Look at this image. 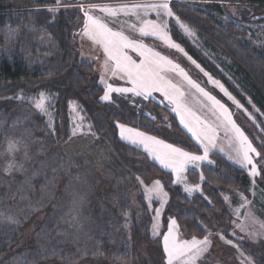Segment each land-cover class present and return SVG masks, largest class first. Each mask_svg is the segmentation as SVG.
<instances>
[{
  "label": "trees",
  "instance_id": "obj_1",
  "mask_svg": "<svg viewBox=\"0 0 264 264\" xmlns=\"http://www.w3.org/2000/svg\"><path fill=\"white\" fill-rule=\"evenodd\" d=\"M70 1L64 0L65 4ZM235 1L253 12L254 17L244 20L245 28L213 19L211 10L218 11L223 1H172L170 8L175 16L195 28L200 37L191 45L192 42L174 27H171V33L187 55L220 81L227 92L243 105L249 101L256 109L253 115L257 125L255 135L246 126L239 125L264 160V40L261 37L264 33V16L261 15L264 0ZM50 2L0 0V114L8 111L10 132L16 133L19 142L27 144L26 159L33 161L32 169L43 177L42 183L55 179L53 184L60 183L62 190L75 188L72 193L79 194L89 190L82 198L88 202L89 218L96 222L91 235L95 240L93 253L100 251L113 237L117 241L113 256L122 264H131L135 246L144 242L156 245L160 240V235L152 240L149 234L157 201H147L142 191L130 199L127 179L123 176L125 172L146 184L161 181L169 198L164 208L163 225L171 217L176 220L182 236L202 239L219 233L230 239L232 214L220 194L230 195L231 204H235L236 190L246 191L250 183L246 172L222 155L213 153L209 163L186 172L187 181L200 184L198 193L188 195L172 183L170 173L152 162L143 151L120 141L116 135V122L151 132L183 148L198 150L171 114L168 115L170 128H157L165 108L153 100L119 99L110 104L102 103V88L92 65L76 60V51L68 43L63 14L55 16L44 9L30 10V7ZM248 24H253L255 30ZM211 54L223 58L212 61ZM41 93L45 97L43 111L36 110L31 103ZM69 106L83 117L88 137L97 139L89 144L88 150L70 152L67 145L71 140ZM248 125L252 126V121ZM104 147L110 149L114 157L112 163ZM91 151L96 152V158L91 156ZM113 165L120 166L123 174L113 169ZM11 197H14L13 192L2 195L0 191V204L10 201ZM77 212L81 216L77 219L74 210L66 219V225H62L63 229L57 224H47L37 232L41 248L37 245L19 252L11 251L19 231L0 215V264H37L54 253V249L62 251L61 262L73 264L78 254L71 253L68 259L64 254L68 253L70 243L73 246L72 239L82 240L88 233V226L82 225L87 214L82 208ZM6 213L13 220L18 214L13 210L12 216ZM104 213L107 216H103ZM53 221L55 217H52ZM253 252L257 253V250ZM253 252L251 261L264 264V250L257 255Z\"/></svg>",
  "mask_w": 264,
  "mask_h": 264
},
{
  "label": "rangeland",
  "instance_id": "obj_2",
  "mask_svg": "<svg viewBox=\"0 0 264 264\" xmlns=\"http://www.w3.org/2000/svg\"><path fill=\"white\" fill-rule=\"evenodd\" d=\"M51 1L52 2L41 6L36 5L34 7H30V10L44 9L51 13V15L55 16L57 14V16L63 14L62 16L65 19L64 33L66 37L69 38L68 43L72 45L76 51V60L92 65L93 71L98 79V84L102 88L100 97L104 95L107 83H110L113 85V87L117 88L131 87V84L127 82L126 78L121 79L119 74L117 76H112L110 71L104 73L102 65L104 63L105 56L102 47L100 45L93 44L87 37L82 36L85 16L84 12L81 11V7L89 9L90 4H95L100 6L107 5L111 7L128 5L130 8L132 5L159 3L161 0H71L67 4H65L64 0H60L59 4H57V0ZM172 1L173 0H168L169 6ZM174 1H223L218 11L216 9L211 10L213 19L216 20L219 18L222 19L223 22H228L231 24L235 23L240 28L246 27L244 20L254 17L252 16L253 12L250 8L240 6L238 3L236 4L235 0ZM51 9H54L55 11H51ZM60 9L62 11H60ZM201 11L204 12L202 9ZM89 14L106 22L108 26L114 31H120L130 38L138 39L148 47H151L153 50L160 52L161 54L172 59L174 62L178 63L188 72L189 76L193 80L198 82L212 95L216 96V98L219 99L221 103L225 104V106L232 113L233 121L240 129L241 127L239 124H242L249 128V132L252 135H255L257 125L253 119V115L256 113V109L249 101L243 105L235 97H233L231 93L228 92L240 105H242V107L238 108L232 100H229L228 97L225 96L223 92H221L219 87L209 81L208 76L204 75L205 71H200V69L188 59V55H184L185 51L180 52L175 48H169L167 44L159 38L154 36L143 37L139 33L142 20H155L161 24L166 23L167 33L171 41L179 44L180 47L183 48L181 44L172 37L171 27H174V29L179 32L180 35H183L189 39L190 42H192L190 43L191 45H193L194 42H197L200 37L195 28L179 19L183 24L187 25V27L191 29L193 33H195V35L190 36L182 28H180L176 21L175 14L173 17H168L167 15H164L163 12H161L160 18L158 19L157 13L155 11H147V13H145V10L142 8L136 9L135 13H133L131 10H129L127 14H125V12H117L115 17L107 16L106 14L101 13L98 9H89ZM261 15L264 16V11L263 13L261 12ZM132 25H135V28H133ZM248 25L251 27L250 29L255 30V26L253 24ZM261 37L264 40V33L261 34ZM125 51L134 60L139 61L140 58L136 52L132 51L131 49H126ZM214 55L211 54L209 56V58L213 59L212 61H219L221 58H223L219 54ZM102 74H104V80L106 83L101 82ZM168 75L175 83L181 85L185 92L189 91L186 81H184L181 77L171 72L168 73ZM212 79L216 80L213 77ZM190 91L192 95L188 97V104L192 111L199 115L201 119H206L209 124L215 126V117H213L211 113L208 112L207 107L201 106L202 104L207 105L208 102L205 100V98L200 96L199 93H196L194 89H191ZM239 92H241V90ZM119 99H141L142 101L153 100L159 103L165 108V110H163L161 113L162 122L157 126V128L162 126L165 128H170L168 115L171 114L176 119L178 126L187 134V136L197 146L198 150L193 151L183 148L179 145L170 143L151 132L134 128L122 122H116V125L117 123L124 124L127 128H132L136 131H141L148 135L155 136L157 139H161L165 143L172 144L174 147L181 148L183 151L189 152L192 155H205L204 146L192 136V133L188 132V130L180 124L179 118L176 117V114L171 110L173 105H170L159 92H153L152 95L147 99H145L143 96H134L132 93L114 92L110 94V100L102 101L100 99V101L104 104H110L112 102L119 101ZM39 101L40 97L37 99L33 98L31 103L36 110L43 111L45 109V97L43 109L36 107V104ZM6 112H1L0 114V191L2 195H4V192H6L7 195L13 192L14 197H11L10 201H5L4 203L0 204V215L1 218L3 217V219L8 222L10 226H15V228L19 231V238L14 246L15 249L13 248L11 250L19 252L28 250V248H33L38 245V239L36 238L37 232L41 231L45 225L57 224L58 228L63 229L62 225H66V219L74 210L76 211V218L81 216L80 213L77 212V210L81 208L84 210L85 214H87L86 210L88 208V202H86V199L82 197L87 192H89V190H87L84 194H79L78 192L72 193V191H75V188L70 190H67L68 188L66 190H62L60 183L53 184V181H56L55 179H53V181L42 183L41 180L43 177L38 176V173L32 169L33 167L31 162L33 161L26 159L27 157L25 155V150H27V144H23V141L19 142L15 136L16 133L14 134L10 132L11 124L8 121L10 115H7L8 113ZM68 116L71 140L67 145L70 147V152L75 151L77 153L79 149L88 150L89 144L92 142L94 143L97 141V139L95 140V138L91 139L88 137L86 133L87 131L85 130L86 125L83 123L81 115L75 112L73 106H69ZM165 117H167V119H165ZM249 121H252V126L248 125ZM241 131L243 132L242 129ZM116 135L120 141H123L143 151L152 162L158 165L162 170L170 173L172 183L178 185L188 195L198 193L200 191V184L187 181L186 172L188 170H198L201 165L209 163L210 155L213 153L222 155L229 162L244 170L249 177L250 183L246 191L236 190L237 193L234 194L236 198L235 204H231L229 198L230 195L225 193L220 194V198L223 200L226 206H228L232 214L233 230L231 232V238H226L219 233L207 235L210 241L207 251L200 253L194 260L191 259L190 253L181 255L179 252H177L175 258L173 259V264H256L252 262L254 259L252 258V252L255 249L259 254L261 249L264 250V171H262L264 170V160H262L260 156L257 157L255 154H250L253 157V163L256 164L257 171L259 173L256 176H252L250 174L252 165L242 162L240 140L238 135L231 128V125L219 128L215 135L214 146L212 144L208 145L207 157L204 160L184 164L179 176L173 172L171 167L166 168L160 163V161L149 156L148 153L145 152L143 145L132 144L127 139H121L120 129L117 128V126ZM127 135L128 133H125V136ZM10 142L15 144L16 150L9 151ZM205 143H207V141H205ZM104 149V152L106 153L107 157L109 156L112 163L114 161V157L111 155L110 149L107 147H104ZM94 152L95 151H91V153H93L91 156L96 158V152ZM9 165H12V167L9 168ZM112 168L118 172H123V169L120 166L117 167L116 165H113ZM123 176L125 180L127 179L130 199L134 198L137 192L142 191L145 199L147 201H157L158 204L156 209L161 210L160 215L157 218L155 209L149 233L152 240L159 237V235L161 236L158 244L150 245L144 242L135 246L136 248L133 250V261L131 264H141L145 261L147 264H167V256L163 250V234L168 231V223L170 219H174L171 217L168 218L163 225L162 218L164 214V208L169 201L167 192L165 191L161 181L159 185V191H149L157 187L154 185V181L157 180H153L152 182L146 184L141 179L138 180L135 177H131L126 172L123 174ZM197 185L199 186L198 189L193 187ZM85 188L88 189L86 186ZM188 188H192L193 190H186ZM49 198H51L50 203H48ZM73 206H75L73 209L67 210ZM12 210L15 213L18 212L17 216H15V220H13L6 213L8 212L10 214ZM30 212H32L31 216H28L27 219L23 221L25 216ZM10 215L12 216V214ZM88 215L90 214H87V220H82V225H84V227L88 226L86 228V230L88 229V233L86 232V238H82V240H79V238H76L77 240L72 239L73 246H71L69 241L70 246L68 247V253L64 254V257L68 259L71 253L78 254L76 255L78 259L73 264H122L119 260H116V256H113V252L117 248V241L112 236L109 241H106V245H103V248L101 247L100 251L93 253L95 240L91 235L95 229L93 225L96 222L91 221V218H89L91 216ZM103 216H107V213H104ZM52 217H55V221L53 222ZM9 218H11V220ZM95 218L97 219L98 217L96 216ZM154 225L158 226L155 229V235L153 234ZM96 226L98 228V224ZM174 235L178 245L182 241H190L193 238L182 236L179 233L178 228H176ZM72 236L74 237L75 235ZM221 237H223V239ZM101 239L100 242H102ZM228 241H231L232 243H228ZM38 247L41 248L39 245ZM250 250L252 251L251 253ZM61 253L62 251H57L54 249V253L49 254V257L44 258L37 264H64L59 259ZM257 253L253 252L254 255H257Z\"/></svg>",
  "mask_w": 264,
  "mask_h": 264
},
{
  "label": "snow or ice",
  "instance_id": "obj_3",
  "mask_svg": "<svg viewBox=\"0 0 264 264\" xmlns=\"http://www.w3.org/2000/svg\"><path fill=\"white\" fill-rule=\"evenodd\" d=\"M59 3L60 0H57V4ZM139 8L144 9L145 13H147V11H155L158 19L160 18L161 12L168 17L174 16L168 0H161L159 3L136 4L132 5L130 8L128 5H121L119 7H111L107 5L100 6L95 4L89 5V9H98L101 13L112 17H115L117 12H125V14H127V12L131 10L135 13V10ZM89 9L81 7V11L84 12L85 16L82 36L87 37L93 44L102 47L105 56L102 65L104 73L110 71L112 76H117L119 74L121 79L126 78L127 82L131 84V87L117 88L113 87L112 84L107 83L104 95L101 96L100 99L102 101H108L110 100V94L114 92L132 93L134 96H143L147 99L153 92H159L170 105H173L171 110L176 114V117L179 118L180 124L187 129L188 132L192 133V136L204 146L205 155H192L189 152L183 151L181 148L174 147L172 144L157 139L155 136L136 131L132 128H127L124 124L117 123L116 126L120 129L121 139H127L132 144L143 145L145 152H147L149 156L160 161L164 167H171L173 172L179 176L184 164L204 160L207 157L208 145L212 144L214 146L215 135L219 128L231 125V128L235 131L240 140L242 162L252 165L250 173L252 176L259 174L256 164L253 163V157L250 154H255L259 157L261 156V153L257 152L256 148L253 147L252 143L233 121L232 113L224 103H221L216 96L212 95L198 82L193 80L188 72L178 63L160 52L153 50L138 39L130 38L129 36L124 35L123 32L114 31L106 22L90 15ZM51 11L55 10L51 9ZM176 21L180 28L188 33V35H195V33H193L187 25L183 24L178 17H176ZM132 27L135 28V25H132ZM139 33L143 37H157L164 41L169 48H175L180 52H184V49L181 48L179 44L171 41L167 33L166 23L161 24L155 20H142ZM126 49H131L136 52L140 58L139 61L134 60L129 56L125 51ZM184 55L187 56V53L184 52ZM188 59L195 64L200 71H204L203 68L192 59V57L188 56ZM170 72L178 75L186 81L189 87L188 92H185L181 85L175 83L173 79L169 77L168 73ZM204 75L208 76L209 81L219 87L221 92H223L229 100H232L238 108L242 107V105H240L227 92L220 81L213 80L207 72H204ZM101 82L106 83L104 80V74L101 75ZM191 89H194L196 93H199V95L205 98L208 102L207 105L202 104L201 106L207 107L208 112L215 117V126L209 124L206 119H201L199 115L192 111L188 104V97L192 95L190 91ZM43 106L44 94L41 93L40 101L36 104V107L43 109ZM81 119H83V117H81ZM165 119H167V117H165ZM125 133H128V135L125 136ZM205 141H207V143H205ZM14 150H16L15 144L10 142L9 151ZM11 167L12 165H9V168ZM154 185L157 187L149 191H159L160 181H154ZM193 187L198 189L199 186L197 185ZM186 190L192 191L193 189L188 188ZM160 211V209H156L157 218L160 215ZM9 219L11 220V218ZM157 227V225H154V235L156 234L155 229ZM176 228V220L170 219L168 223V231L163 234V250L167 256V264H173V259L177 252L181 255L190 253L191 259L194 260L200 253L207 251V247L210 244L208 236H205L203 239H197L194 236L190 241L185 240L178 245L174 235ZM221 238L223 239V237ZM228 243L232 242L228 241Z\"/></svg>",
  "mask_w": 264,
  "mask_h": 264
}]
</instances>
